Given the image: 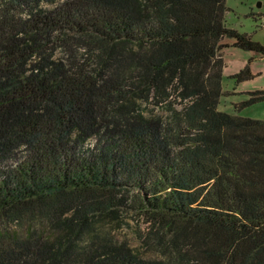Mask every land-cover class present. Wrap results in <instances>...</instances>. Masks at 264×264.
I'll return each mask as SVG.
<instances>
[{"label":"trees","instance_id":"obj_1","mask_svg":"<svg viewBox=\"0 0 264 264\" xmlns=\"http://www.w3.org/2000/svg\"><path fill=\"white\" fill-rule=\"evenodd\" d=\"M225 10L0 0V264H264V119L217 108L223 37L264 45Z\"/></svg>","mask_w":264,"mask_h":264},{"label":"rangeland","instance_id":"obj_2","mask_svg":"<svg viewBox=\"0 0 264 264\" xmlns=\"http://www.w3.org/2000/svg\"><path fill=\"white\" fill-rule=\"evenodd\" d=\"M225 5L226 25L264 45V0H225ZM235 40L231 36L222 39L225 45L221 49L223 66L217 108L264 119V98L238 106L248 98L249 91L264 89V55L236 44ZM144 227L145 223L136 215L122 214L111 224L115 237L125 236L135 243Z\"/></svg>","mask_w":264,"mask_h":264}]
</instances>
